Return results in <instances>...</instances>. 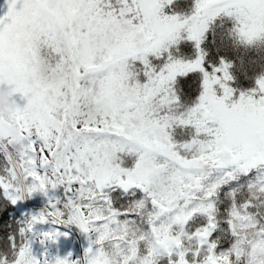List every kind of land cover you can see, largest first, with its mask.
<instances>
[{"label":"snow or ice","instance_id":"6c2138e0","mask_svg":"<svg viewBox=\"0 0 264 264\" xmlns=\"http://www.w3.org/2000/svg\"><path fill=\"white\" fill-rule=\"evenodd\" d=\"M241 49L264 0H2L0 264H264V59Z\"/></svg>","mask_w":264,"mask_h":264},{"label":"rangeland","instance_id":"374dc122","mask_svg":"<svg viewBox=\"0 0 264 264\" xmlns=\"http://www.w3.org/2000/svg\"><path fill=\"white\" fill-rule=\"evenodd\" d=\"M0 3H2V0H0ZM259 54V55H258ZM250 55L251 58H260L264 59V50H243L241 49L239 52L240 57H245ZM258 55V56H257ZM257 56V57H256ZM249 57V58H250ZM30 202L35 205V206H43L44 205V199L42 197H36L33 200H30ZM18 209L21 212L26 211L25 207L23 204L17 206ZM69 239H62L58 248H59V254L61 256H65L68 254V252H72L74 257L82 255L83 249L86 246V241L83 239L82 244V249L79 248L78 244L75 241V238L69 233ZM56 251V248H53V252Z\"/></svg>","mask_w":264,"mask_h":264},{"label":"trees","instance_id":"16d2710c","mask_svg":"<svg viewBox=\"0 0 264 264\" xmlns=\"http://www.w3.org/2000/svg\"><path fill=\"white\" fill-rule=\"evenodd\" d=\"M258 55H259V54H258ZM258 55H257V56H258ZM257 56H256V57H257ZM249 57H250V55L245 56V57H243V58H244L245 60H247V59H251V57H250V58H249ZM263 57H264V56H263ZM254 59H256V58L254 57ZM257 60H260V58H257ZM24 212H30V211H29V210H26V211H24ZM22 214H23V212H21V211L18 209V207H16L14 210L9 211V214H8V223L14 227V226H15V222L21 218ZM77 231H78V230H77ZM78 233H79V232H78ZM79 236H80V234H79ZM80 239H81V242H83V237L80 236ZM75 241H76V240H75Z\"/></svg>","mask_w":264,"mask_h":264},{"label":"water","instance_id":"95a60500","mask_svg":"<svg viewBox=\"0 0 264 264\" xmlns=\"http://www.w3.org/2000/svg\"><path fill=\"white\" fill-rule=\"evenodd\" d=\"M22 204L25 207V209L26 210H29L30 212H37V211H39L43 207V206H35L30 201L24 202ZM70 234L72 236H74V238L76 239V242H77L79 248L82 249L81 240H80V237H79V234H78L77 230L70 232Z\"/></svg>","mask_w":264,"mask_h":264},{"label":"clouds","instance_id":"9594fccd","mask_svg":"<svg viewBox=\"0 0 264 264\" xmlns=\"http://www.w3.org/2000/svg\"><path fill=\"white\" fill-rule=\"evenodd\" d=\"M11 92L7 89L0 91V111H4L8 108V99Z\"/></svg>","mask_w":264,"mask_h":264}]
</instances>
